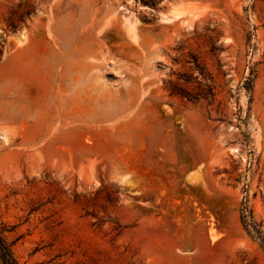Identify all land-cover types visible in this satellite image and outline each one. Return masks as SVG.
Here are the masks:
<instances>
[{"label":"rangeland","instance_id":"374dc122","mask_svg":"<svg viewBox=\"0 0 264 264\" xmlns=\"http://www.w3.org/2000/svg\"><path fill=\"white\" fill-rule=\"evenodd\" d=\"M0 230L19 264H264V0H0Z\"/></svg>","mask_w":264,"mask_h":264},{"label":"trees","instance_id":"16d2710c","mask_svg":"<svg viewBox=\"0 0 264 264\" xmlns=\"http://www.w3.org/2000/svg\"><path fill=\"white\" fill-rule=\"evenodd\" d=\"M0 260L2 264H19L13 255L12 247L9 245L0 230Z\"/></svg>","mask_w":264,"mask_h":264},{"label":"bare ground","instance_id":"6f19581e","mask_svg":"<svg viewBox=\"0 0 264 264\" xmlns=\"http://www.w3.org/2000/svg\"><path fill=\"white\" fill-rule=\"evenodd\" d=\"M171 15L173 16V18H178L180 17V14L175 12V11H172L171 12ZM233 151H236V149H234ZM211 239L214 240L215 239V236H213V233L211 232Z\"/></svg>","mask_w":264,"mask_h":264}]
</instances>
